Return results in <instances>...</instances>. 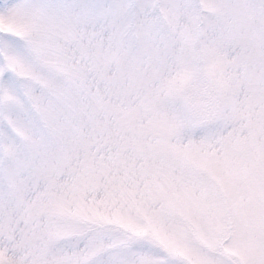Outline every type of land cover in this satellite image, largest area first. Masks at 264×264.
<instances>
[{
    "label": "snow or ice",
    "instance_id": "obj_1",
    "mask_svg": "<svg viewBox=\"0 0 264 264\" xmlns=\"http://www.w3.org/2000/svg\"><path fill=\"white\" fill-rule=\"evenodd\" d=\"M0 264H264V0H0Z\"/></svg>",
    "mask_w": 264,
    "mask_h": 264
}]
</instances>
